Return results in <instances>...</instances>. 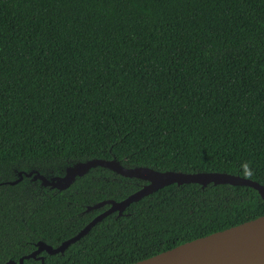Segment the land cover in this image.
<instances>
[{
	"label": "trees",
	"instance_id": "16d2710c",
	"mask_svg": "<svg viewBox=\"0 0 264 264\" xmlns=\"http://www.w3.org/2000/svg\"><path fill=\"white\" fill-rule=\"evenodd\" d=\"M113 158L264 186V0H0V264L57 247L107 209L87 206L146 184L103 168L62 191L6 184L17 172ZM261 215L249 187L168 185L41 255L130 264Z\"/></svg>",
	"mask_w": 264,
	"mask_h": 264
},
{
	"label": "water",
	"instance_id": "95a60500",
	"mask_svg": "<svg viewBox=\"0 0 264 264\" xmlns=\"http://www.w3.org/2000/svg\"><path fill=\"white\" fill-rule=\"evenodd\" d=\"M95 168L107 169L121 177L135 178L146 182V184L119 202L104 200L87 206L83 213L99 210L105 206L107 209L95 216L76 235L63 241L57 247L38 241L33 252L22 256L17 262L8 260L4 264H23L25 260L29 259L39 260L40 264H43L44 257L38 256L40 253L44 252L50 256L63 254L70 245L88 234L92 227L108 215L117 213L120 216L131 203L138 202L143 197L168 185L180 187L187 184H197L201 188L208 185L244 186L255 190L260 198L264 199L263 185L237 175L212 172L159 171L145 166L125 167L114 158L77 161L66 165L62 174L55 176H45L37 170L17 172V179L6 184L15 185L24 176L26 178L32 177L33 181L38 180L40 187L62 191L67 189L75 179ZM130 264H264V215Z\"/></svg>",
	"mask_w": 264,
	"mask_h": 264
},
{
	"label": "flooded vegetation",
	"instance_id": "af4514ba",
	"mask_svg": "<svg viewBox=\"0 0 264 264\" xmlns=\"http://www.w3.org/2000/svg\"><path fill=\"white\" fill-rule=\"evenodd\" d=\"M23 178H26V177L23 176L21 180H23ZM27 179L33 181L31 177H28ZM37 181H38V180H37ZM37 181L35 180V181H33V183L35 184V183H37ZM103 211H105V210H103ZM103 211H102V212H103ZM102 212H101V213H102ZM99 214H100V213H99ZM99 214H97V215H99ZM34 250H35V249H34ZM34 250H33V251H34ZM33 251H32V252H33ZM41 254H42V253H40L38 256H42ZM43 257H44V256H43ZM32 260H33V259H32ZM34 261L36 262V261H39V260H34Z\"/></svg>",
	"mask_w": 264,
	"mask_h": 264
}]
</instances>
